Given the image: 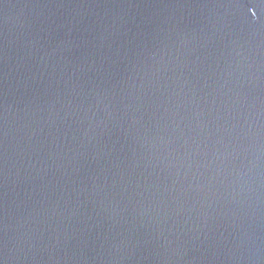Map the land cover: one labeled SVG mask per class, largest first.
Masks as SVG:
<instances>
[{"label":"water","instance_id":"1","mask_svg":"<svg viewBox=\"0 0 264 264\" xmlns=\"http://www.w3.org/2000/svg\"><path fill=\"white\" fill-rule=\"evenodd\" d=\"M0 264H264V0H0Z\"/></svg>","mask_w":264,"mask_h":264}]
</instances>
